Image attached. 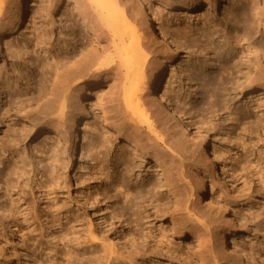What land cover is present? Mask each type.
Listing matches in <instances>:
<instances>
[{"label":"rangeland","instance_id":"374dc122","mask_svg":"<svg viewBox=\"0 0 264 264\" xmlns=\"http://www.w3.org/2000/svg\"><path fill=\"white\" fill-rule=\"evenodd\" d=\"M52 1H31L20 32L9 49L3 48L0 54V264H226L227 260L231 264H264V94L232 92L230 85L231 94H211L206 75L219 72L222 66L213 60V53L207 52L198 34L204 29L218 30L215 22L221 23L219 30L224 32L220 31V38L211 39L214 44L225 33L241 34L242 30L227 25L223 17L241 0H226L213 16L205 15V5L192 18L179 17L170 9L162 12L172 44L164 48L163 70L149 67V78L158 81L153 94L164 107L163 115L156 113L155 123L174 130L175 123L164 112L171 113L172 107L181 112L188 122L207 133L208 144L216 151L227 178L216 173L214 188L205 178L208 196L194 203L191 173L203 171V167L191 132L176 130L184 137L176 135L180 143L173 139L171 150L161 125L154 134L157 139L145 125L143 133L158 141L176 165L183 164L180 184L190 201L189 208L174 217L184 224L186 232L171 225L168 212L151 214L148 222L141 224L142 231L134 242L126 223L116 221L110 203L107 206L98 195L101 185L95 172L113 165L122 145L104 129L101 111L109 117L118 109L99 102L102 79L77 77L62 87L64 94L58 103L66 106L63 128L55 126L51 104L44 101L43 92L53 73L90 39L81 27L82 16L86 17L81 15V8L89 1L58 0L55 11L50 7ZM152 9L159 10L155 4ZM210 21L212 26L206 27ZM173 26L187 29L176 34ZM155 27L157 31L158 24ZM27 103L37 123L34 131L22 118V107ZM104 139L109 148L107 156L103 147H97L94 156L93 150L87 152ZM149 166V161H143L131 177V188L138 184V175L155 178L148 172ZM56 178L60 182L57 189L53 185ZM212 197L224 201L228 213L239 218L242 228L236 238L244 258L218 254L215 238L229 216L219 213L215 206H207ZM56 213L62 219L54 223ZM66 216H72L71 220L64 219ZM91 222L105 232L109 243L115 244V253H104L100 241L89 246L85 232ZM52 224L51 229L60 234L59 242L52 239L48 229ZM189 228L196 230L198 240H192ZM70 238L74 240L70 242Z\"/></svg>","mask_w":264,"mask_h":264},{"label":"bare ground","instance_id":"6f19581e","mask_svg":"<svg viewBox=\"0 0 264 264\" xmlns=\"http://www.w3.org/2000/svg\"><path fill=\"white\" fill-rule=\"evenodd\" d=\"M31 1L34 0H0V54L3 48L9 49L20 32L28 8L32 4ZM88 1L89 4L81 8V15L83 13L86 15V17L82 16L81 27L83 32L89 34L90 39L53 73L43 92L44 101L51 104V118L56 127L63 128L66 124V106L64 103H58L60 96L64 94L61 91L63 86L70 85L77 80V77L97 76L92 78L97 81L102 79L101 89L98 92L99 102L102 106L111 105L118 109L109 117L104 116L106 113L101 111L104 129L115 135L122 145L114 164L107 165L106 168L99 167L95 172L101 185L98 194L101 196V201L107 206L110 203L112 216L116 221L126 223L132 242L141 233V224H146L151 214H162V212H168L171 225L178 226V229L184 233V224H180L174 218L178 211L183 209L186 211L189 208L187 204L190 199L180 184L183 180L181 169L183 164L182 167L176 165L175 160L169 158L160 149L158 141L152 140V136L156 137L154 134L161 125L155 123L156 113L163 115L161 111H164V107L153 94V88L158 81L149 78V67L156 66L161 72L165 64L161 59L164 48L172 44L164 27V23L168 21L162 12L170 9L179 17L192 18L195 12L205 5V15L213 16L226 0ZM58 2L53 0L50 3L52 11L58 8ZM154 4L159 9L156 12L152 9ZM223 17L228 21L227 25L231 24V27L242 30V33L236 31L232 36L225 33L223 38L218 40L219 43L214 44L211 39L214 36L220 38V31H223L219 30L222 28L221 23L215 22L214 27L219 26V28L213 29L212 32L205 29L197 30L203 38L204 48L208 50L207 52L213 53V60L220 62L222 66L219 72L211 76L206 75L208 85L211 86V94H231L237 90L243 92L249 90L251 95L255 91H257L256 95L264 94V0H241L237 7H231ZM155 24H158V32ZM211 26V21L206 23V27ZM186 29V27L174 26L172 28L176 34L185 32ZM160 39L163 40V44ZM111 64L112 68H110ZM34 67L38 69L39 65L36 64ZM159 97L164 99V94ZM22 108V118L29 122L34 131L37 129V123L32 119L31 106L27 103ZM152 108L156 111H152ZM164 113L175 123L174 130L164 125L160 126L161 131L168 137L165 135L169 140V145L166 143L168 147L171 149L175 146L173 139L176 143H180L179 137L176 138L177 140L175 137L176 135L184 137V134L176 131L182 129L184 132H191L199 148V162L203 171L191 173L195 182L191 195L195 196L194 203H200L208 196L205 178L210 180L211 188H214L215 174L223 176V179H226L227 175L220 166L216 151L208 144L206 132L188 122L183 114L173 107L171 113L166 110ZM145 125L151 137L143 133ZM104 143H107L106 139L103 143H97V146L87 149V152L93 150L91 154L94 156L97 155L96 148L103 147L107 156L109 148ZM72 144L70 143V150ZM143 161H149L148 172L153 173L155 178L138 175V179L135 177L137 179L135 183L138 184L131 188L134 182L131 177L141 169ZM59 184L56 178L53 184L56 189ZM111 191H114V194H111ZM213 197L208 200L207 206H215L219 213L229 216L225 219V227L215 238L220 247L218 254L242 259L244 254L236 238L241 233L240 220L235 214L228 213L224 201ZM81 199L86 201L85 195H82ZM71 218L72 216H66L64 219L71 220ZM61 219L56 213L53 222H59ZM53 227L54 224L48 225L52 239L59 242L60 234L57 235L51 229ZM187 232L192 240H198L196 230L189 228ZM100 234L102 238L98 237ZM104 234L101 229L99 231L94 228L91 222L85 232L86 241L89 246L95 241H100L104 253H115V244L109 243L108 236ZM71 240L74 239L70 238L69 241ZM231 263V260L226 262V264Z\"/></svg>","mask_w":264,"mask_h":264}]
</instances>
